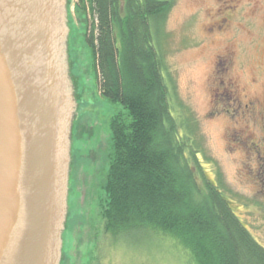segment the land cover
Returning <instances> with one entry per match:
<instances>
[{
	"label": "rangeland",
	"instance_id": "1",
	"mask_svg": "<svg viewBox=\"0 0 264 264\" xmlns=\"http://www.w3.org/2000/svg\"><path fill=\"white\" fill-rule=\"evenodd\" d=\"M77 1L68 6L75 111L60 264H194L176 239L160 232L114 237L105 230L109 123L116 108L98 92L84 43L87 17L76 10ZM160 47L181 133L195 142L207 179L264 247V0H175ZM232 82L241 104L228 96Z\"/></svg>",
	"mask_w": 264,
	"mask_h": 264
},
{
	"label": "trees",
	"instance_id": "2",
	"mask_svg": "<svg viewBox=\"0 0 264 264\" xmlns=\"http://www.w3.org/2000/svg\"><path fill=\"white\" fill-rule=\"evenodd\" d=\"M175 0H78L97 89L116 108L103 210L118 237L150 229L176 239L194 264H264L251 235L197 146L174 116L172 85L160 47ZM200 177V184L197 181Z\"/></svg>",
	"mask_w": 264,
	"mask_h": 264
},
{
	"label": "water",
	"instance_id": "3",
	"mask_svg": "<svg viewBox=\"0 0 264 264\" xmlns=\"http://www.w3.org/2000/svg\"><path fill=\"white\" fill-rule=\"evenodd\" d=\"M69 0H0V264H60L75 111Z\"/></svg>",
	"mask_w": 264,
	"mask_h": 264
},
{
	"label": "flooded vegetation",
	"instance_id": "4",
	"mask_svg": "<svg viewBox=\"0 0 264 264\" xmlns=\"http://www.w3.org/2000/svg\"><path fill=\"white\" fill-rule=\"evenodd\" d=\"M227 93L229 98H231V101L235 104H241L240 99H239V95H238V91L236 89V86L234 85V83H228V89H227ZM240 106V105H239ZM246 108H249V105L245 106ZM252 109V108H251ZM256 110V109H255ZM252 111V110H250ZM257 111V110H256ZM238 137V136H237ZM239 139V137L237 138Z\"/></svg>",
	"mask_w": 264,
	"mask_h": 264
}]
</instances>
